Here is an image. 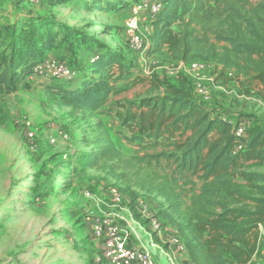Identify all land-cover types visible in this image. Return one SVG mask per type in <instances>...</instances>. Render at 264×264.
Returning a JSON list of instances; mask_svg holds the SVG:
<instances>
[{
  "label": "trees",
  "instance_id": "1",
  "mask_svg": "<svg viewBox=\"0 0 264 264\" xmlns=\"http://www.w3.org/2000/svg\"><path fill=\"white\" fill-rule=\"evenodd\" d=\"M111 1L97 10L126 9L124 0ZM162 2L152 19L149 56L164 48L174 58L209 54L222 65V76L234 74L246 94L264 98V0ZM74 33L30 13L0 25V92L11 94L27 84L48 53ZM81 43L78 51L86 58L77 80L48 89L67 107L118 121V135L134 148L125 158L99 123L100 146L82 154L83 170L108 164L134 211L141 194L159 198L160 216L153 215L183 239L187 258L178 264H264V173L251 170L264 167V127L238 138L239 124L200 102L191 87L165 84L154 74L136 75L125 88L149 84L147 95L105 109L136 65L91 37Z\"/></svg>",
  "mask_w": 264,
  "mask_h": 264
},
{
  "label": "rangeland",
  "instance_id": "2",
  "mask_svg": "<svg viewBox=\"0 0 264 264\" xmlns=\"http://www.w3.org/2000/svg\"><path fill=\"white\" fill-rule=\"evenodd\" d=\"M155 1L124 0L126 11H104L97 8L103 7L106 0H68L55 5L48 0H0V25H11L30 13L72 28L75 35L49 52L47 59L66 62L74 70L75 80L85 66L86 56L78 51L85 36L130 59L136 65L134 75L119 83L120 93L112 96L105 109L147 95L149 84L128 91L125 88L136 75L154 74L165 84L184 82L199 97V90L205 87L212 98L222 94L226 98L225 107L217 110L222 115L246 130L256 125L264 127V98L255 92L246 94L234 74L222 76V65L209 54L174 58L164 48L149 56L153 25L144 3ZM134 7L141 10L146 46L140 51L131 48L126 33ZM193 64H198L200 71L191 72ZM60 83L33 74L16 92H0V264H109L103 260V241L93 233L94 224L103 220L118 226L127 242L147 246L143 250L150 253L154 264H175L182 253L178 245L183 244L176 230L166 223L162 224V232L149 231L141 225L145 221L141 209L160 216L161 200L154 194H141L137 201L139 211H134L120 192L124 187L122 181L109 174L108 164L83 170L80 163L82 154L100 146L99 123L110 132L125 158L133 155V146L118 135L122 131L118 121L63 105L48 89ZM17 121L32 124L36 131L34 141L26 138ZM251 170L264 173V167ZM113 190L119 193L122 202L114 200ZM162 234L165 236L160 238ZM172 238L176 243H172ZM148 243L151 247L155 245L153 251Z\"/></svg>",
  "mask_w": 264,
  "mask_h": 264
},
{
  "label": "built area",
  "instance_id": "3",
  "mask_svg": "<svg viewBox=\"0 0 264 264\" xmlns=\"http://www.w3.org/2000/svg\"><path fill=\"white\" fill-rule=\"evenodd\" d=\"M145 10L148 12L147 16L151 20L156 17L163 6L162 0H156L154 3H144ZM141 10L139 7H134L131 10V15L127 21L126 33L129 40V44L134 50H144L145 39L143 38L141 31ZM191 72L200 71L198 64H193L190 68ZM36 76H48L52 79L58 80L62 83H70L75 80L76 74L74 70L66 63L56 61L53 59H46L43 63L38 65L34 71ZM200 98L208 102L210 101L211 94L207 88H201L199 90ZM225 121L234 123L228 116L223 115ZM16 125L23 128L26 138L29 141H34L36 137V131L32 124L28 121H17ZM236 136L238 138L246 137V129L243 126H238L236 129ZM242 146L239 147L241 149ZM114 200L122 202V198L116 190H113ZM141 215L145 216V221L148 222L150 229L155 232H162V223L150 212L145 209H141ZM261 231H263L264 225H261ZM93 233L97 238L103 241V260L109 264H154V261L149 252L143 249H137L131 247L125 236L120 232L118 226L114 225L110 220H103L95 223L93 226ZM172 243H176V239L172 238ZM179 250L185 253L183 244L178 245ZM98 262L102 261L98 259Z\"/></svg>",
  "mask_w": 264,
  "mask_h": 264
},
{
  "label": "crops",
  "instance_id": "4",
  "mask_svg": "<svg viewBox=\"0 0 264 264\" xmlns=\"http://www.w3.org/2000/svg\"><path fill=\"white\" fill-rule=\"evenodd\" d=\"M124 11H126V10H124ZM152 28H153V26H152ZM195 96H196V95H195ZM196 98H197L200 102H203V103H205L206 105H208L210 108H213V109H216V110H218L219 107L223 106L224 103H225V101H226V100H225L226 98H224V97L222 96V94L220 95L219 93H218L217 95H215V98H211L210 101H208V102L203 101L199 96H196ZM223 107H225V105H224ZM220 113H221V112H220ZM242 122H243V123H248V121H245V120H243ZM138 222H140V220H138ZM141 222H142V220H141ZM133 223H134V224H137V223H135L134 221H133ZM141 225H142V227L144 226V227H146L147 229H149V231H151L150 227L148 228V225H146L144 222H142ZM141 230H142V229H141ZM164 236H165V235L162 234V235L160 236V238H163ZM128 241H129V240H128ZM128 244H129L131 247H134V248H137V249H147V246L143 245L142 242L137 243L136 241H132V242H128ZM148 247H149L150 249H152V251H153L155 245H153V247H151L150 244L148 243ZM172 249H173V251H175V248L172 247ZM173 251H171L172 254H175ZM180 254H181V258H180V256H179L178 259L176 260L175 264H178L179 261L184 260V259L187 258V255H186L185 253H180Z\"/></svg>",
  "mask_w": 264,
  "mask_h": 264
}]
</instances>
